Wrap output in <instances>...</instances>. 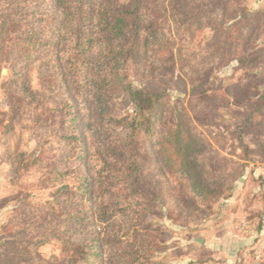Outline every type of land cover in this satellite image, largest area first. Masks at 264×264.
<instances>
[{"label": "trees", "instance_id": "trees-1", "mask_svg": "<svg viewBox=\"0 0 264 264\" xmlns=\"http://www.w3.org/2000/svg\"><path fill=\"white\" fill-rule=\"evenodd\" d=\"M259 18L247 0H0V54L10 64L0 140L29 118L37 143L11 154L16 192L0 211L16 203L0 230V264H156L165 235L149 216L192 213L231 190L200 126L222 107L242 115V129L264 124V81L252 71L264 52L244 54ZM233 61L245 72L231 98L219 70ZM177 62L186 101L129 81L139 69L154 81ZM115 98L133 114L118 118ZM256 144L264 149V137ZM51 188L45 203L25 193ZM51 240L60 253L45 257Z\"/></svg>", "mask_w": 264, "mask_h": 264}, {"label": "rangeland", "instance_id": "rangeland-1", "mask_svg": "<svg viewBox=\"0 0 264 264\" xmlns=\"http://www.w3.org/2000/svg\"><path fill=\"white\" fill-rule=\"evenodd\" d=\"M247 7L252 11L257 10L260 18L244 54L264 52V0H247ZM236 64L233 61L220 68L219 75L224 82L220 91L227 92L229 85L236 83L244 74V69H235ZM252 71L257 72L264 81V62ZM9 72L10 64L0 54L1 110L9 109L2 91V84ZM147 75L143 69L132 71L129 81L135 86L145 83L156 86L166 93L169 102L186 101L190 84L180 72L178 62L158 72L154 81H150ZM29 78L32 87H40L34 67L29 69ZM260 89L264 91V84ZM227 95L233 97L231 92H227ZM113 108L118 118L132 115L134 110L132 105L125 104L121 98L114 99ZM219 112L214 122L200 128L214 148L211 159L220 170L218 178L231 190L216 198L213 196L209 204L200 203L199 208L192 213L184 210L183 206L171 219L167 215L149 216L148 219L161 227L165 235V248L152 256L156 264H211L216 255L208 242L212 239L211 233L217 232L222 238L227 236L225 240H231L227 247L234 258L245 253L255 264L260 257L264 258V236L260 235L261 230H264V149L256 144L257 139L264 137V124L242 129V115L237 111L222 107ZM30 124L29 118L16 121L14 131L0 140V199L16 192L10 180L11 154L32 153L36 150L37 143L30 136ZM67 183L76 186L72 178ZM55 190L51 188L25 193L32 202L45 203L52 201ZM15 203L12 201L0 211V230L14 215L12 207ZM227 229H231V232H227ZM199 239L204 241L200 243ZM246 241L248 244H245ZM254 246L256 248H252ZM40 252L45 257L59 254L60 244L51 240L40 248Z\"/></svg>", "mask_w": 264, "mask_h": 264}, {"label": "crops", "instance_id": "crops-1", "mask_svg": "<svg viewBox=\"0 0 264 264\" xmlns=\"http://www.w3.org/2000/svg\"><path fill=\"white\" fill-rule=\"evenodd\" d=\"M227 232H231V229H227ZM217 233H211L212 239L209 240L210 243L208 242L209 246L213 249V251H215V255H216V257H214L215 260H211V264H235V263L255 264V261L252 260L251 258H247L245 253L236 255V258L231 256L230 249L229 247H227L231 243V240L227 241V239L225 240L227 236L222 238ZM260 235L264 236V230H261ZM203 241H204L203 239H199L200 243H202ZM246 242L245 244H248V242L247 243ZM252 248H256V246ZM257 260L258 258L256 259V261ZM257 264H264V258L260 257Z\"/></svg>", "mask_w": 264, "mask_h": 264}]
</instances>
